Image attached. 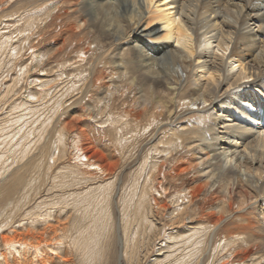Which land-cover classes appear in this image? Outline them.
<instances>
[{
    "label": "bare ground",
    "instance_id": "bare-ground-1",
    "mask_svg": "<svg viewBox=\"0 0 264 264\" xmlns=\"http://www.w3.org/2000/svg\"><path fill=\"white\" fill-rule=\"evenodd\" d=\"M51 18L63 20L60 36L82 32L91 35L86 46L74 47L77 58L66 74L64 96L73 98L71 111L77 109L74 103H81L95 87L89 97L93 104L89 100L81 103V117L98 118L107 111L108 117L119 105L126 110L116 118L111 116L112 123L138 112L147 116L142 126L135 123L131 129L126 125L115 127L112 133H154L161 129L158 120L167 115L171 137L165 146V170L160 169L158 174L168 172V165L176 175L196 170L201 179L191 188L182 184V196L177 199L172 198L175 187L166 184L160 188L161 203L154 199L150 206L142 197L133 211L136 231L130 234L126 225L123 229L119 225V258L130 254L137 262L139 243L151 240L147 244L155 249L152 234H159L164 226L188 229L196 224L199 227L195 234L202 235L191 245L198 243L200 249L190 246L191 251L181 254L188 260L178 258L177 264H204L208 253L217 249L223 253L219 264H264V100L257 101L258 97L255 99L247 90L253 86L264 93V0H54L51 13L27 18L20 30L30 37L46 27ZM60 36L55 39L52 53L67 50ZM247 77L251 81L242 82ZM182 110L199 112L195 120L201 124L198 134L194 133L200 143L196 146L191 147L195 140L189 143L181 138L182 132L175 124L171 125ZM191 150L204 156L202 168L192 153L191 158L182 156ZM153 170L150 177L155 174ZM217 188L222 196L216 195ZM86 206L68 221L65 254L55 252L60 243L56 240L58 225L49 223L41 230H28L26 235L20 231L8 235L3 232L7 222L0 224L3 264H10L6 254L18 248H22L23 256L15 259L16 264H92V247L106 233L107 210L102 206L98 217L105 220L98 230L88 234L87 227L93 220H86ZM154 207L162 211L159 226L148 220ZM127 222L130 225L132 219ZM220 230L222 239L216 237ZM142 234L148 235L146 239ZM29 251L32 256H24Z\"/></svg>",
    "mask_w": 264,
    "mask_h": 264
},
{
    "label": "rangeland",
    "instance_id": "rangeland-1",
    "mask_svg": "<svg viewBox=\"0 0 264 264\" xmlns=\"http://www.w3.org/2000/svg\"><path fill=\"white\" fill-rule=\"evenodd\" d=\"M53 2L54 0H0V224L7 222L3 232L9 235L13 231H20L22 235H26L28 230H41L49 223L58 225L56 240L60 243L55 252L61 254L65 251V254L70 224L68 221L72 220L74 215L81 214L80 211L87 204L89 207L86 206V209H89L86 211V220L90 221L92 217L94 224L87 227L88 234L98 230L99 223L105 220L104 217H98L103 208L107 210L104 216L108 221L105 236L96 239L92 247V264H177L178 258L187 261L188 258L182 256L183 253L191 251L192 241L202 235L200 232L195 234L199 227L196 224L188 226V229L162 227L159 234H152L155 249L151 245L148 246L147 243L151 241L146 239L148 235L142 234L146 240L138 245L137 262L130 254L119 258V225L121 224L122 229L126 225L130 234L136 231L133 211L142 197L149 201L150 206H153L155 201L161 203V190L167 185L175 187L173 189L176 193L172 198L177 199L182 196L181 187L188 184L187 187L191 188L201 179L198 178L196 170L176 175L177 172H171L168 165V172L158 174L160 169L162 172L165 170L162 166L165 146L171 137L170 126L166 124L167 115L158 120L161 129L154 133L134 134L130 130L121 135L112 133L115 127L124 128L126 125L131 129L135 123L142 126L147 116L138 112L136 116H123L119 121L112 123L110 118H116L118 114L123 113L122 110H126V107L119 105L111 109L114 112L112 117H106L107 110L98 118L81 117V103L89 100L96 91L95 87L84 95L81 103H74L77 109L71 111L73 106L69 105L73 98L64 96L68 85L66 74L72 68L71 63L77 58L74 50L86 46L87 41L91 40V35L82 32L76 36H60L59 24L63 20L52 18L48 19L46 27L39 28V31L36 28L37 32L30 37L20 30L27 18L44 17L47 12L51 13ZM48 25L52 27L49 28ZM59 36L62 41H66L67 50L65 53H52L56 47L55 39ZM212 46L214 48L216 43L213 42ZM217 52L223 54L219 50ZM232 71H237V68ZM249 81L250 77L242 79L245 83ZM247 90L255 99L258 97L257 101L264 100V93L258 92L256 87L252 86ZM59 101L63 102L58 105ZM88 102L93 104L90 100ZM183 111L179 112L178 120L173 121L171 125L175 124L176 130L182 132L181 138L189 143L195 140L190 144L193 147L200 143V140H197V130L201 123L195 120L199 112ZM257 125L262 128L261 123ZM82 129L85 131L80 132ZM192 152H184L182 156L191 158ZM83 154L89 157L85 158ZM192 156L202 168L204 156L199 152L192 153ZM153 168L155 174L150 177ZM157 179L162 180V184L158 183ZM215 192L216 195L222 196L220 188ZM161 214L162 211L154 207L148 213L149 222L159 226L163 222L160 219ZM130 219L132 222L129 225L127 221ZM217 233L216 237L222 239V231ZM121 235H124L123 230ZM198 246L196 243L192 247L199 248ZM3 249L0 243V251ZM21 250L22 248H18L12 254H6L10 264H16L15 259L22 258ZM197 252L199 255L200 250ZM208 254L204 264L223 262V253L219 249L211 250ZM24 256H32L31 251L24 253ZM0 264H3L1 256Z\"/></svg>",
    "mask_w": 264,
    "mask_h": 264
}]
</instances>
